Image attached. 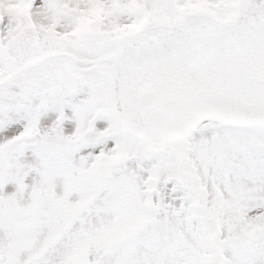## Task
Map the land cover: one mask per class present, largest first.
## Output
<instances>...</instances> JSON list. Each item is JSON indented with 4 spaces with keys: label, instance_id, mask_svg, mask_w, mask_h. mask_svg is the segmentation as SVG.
I'll return each mask as SVG.
<instances>
[{
    "label": "snow or ice",
    "instance_id": "obj_1",
    "mask_svg": "<svg viewBox=\"0 0 264 264\" xmlns=\"http://www.w3.org/2000/svg\"><path fill=\"white\" fill-rule=\"evenodd\" d=\"M0 264H264V0H0Z\"/></svg>",
    "mask_w": 264,
    "mask_h": 264
}]
</instances>
